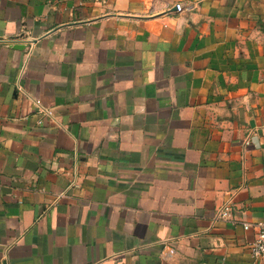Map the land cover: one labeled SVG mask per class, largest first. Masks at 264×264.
Segmentation results:
<instances>
[{
	"label": "crops",
	"instance_id": "crops-1",
	"mask_svg": "<svg viewBox=\"0 0 264 264\" xmlns=\"http://www.w3.org/2000/svg\"><path fill=\"white\" fill-rule=\"evenodd\" d=\"M263 219L264 0H0V264H264Z\"/></svg>",
	"mask_w": 264,
	"mask_h": 264
},
{
	"label": "built area",
	"instance_id": "built-area-1",
	"mask_svg": "<svg viewBox=\"0 0 264 264\" xmlns=\"http://www.w3.org/2000/svg\"><path fill=\"white\" fill-rule=\"evenodd\" d=\"M177 9L181 11L183 9L182 4H177ZM48 114H51V111L47 110ZM230 214V208L228 206H224L218 214L217 218H226ZM245 229L249 230L251 228L256 229L257 235L252 244V256L255 260H262L264 258V219L253 224V223H245ZM171 252H174L171 249Z\"/></svg>",
	"mask_w": 264,
	"mask_h": 264
},
{
	"label": "water",
	"instance_id": "water-1",
	"mask_svg": "<svg viewBox=\"0 0 264 264\" xmlns=\"http://www.w3.org/2000/svg\"><path fill=\"white\" fill-rule=\"evenodd\" d=\"M16 46H20L19 48H22L21 46H23V45H16Z\"/></svg>",
	"mask_w": 264,
	"mask_h": 264
}]
</instances>
